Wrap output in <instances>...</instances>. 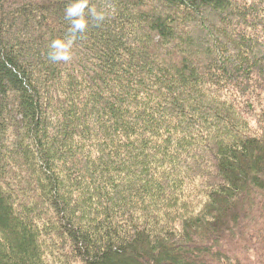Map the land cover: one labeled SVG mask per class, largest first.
I'll return each instance as SVG.
<instances>
[{
    "label": "trees",
    "instance_id": "16d2710c",
    "mask_svg": "<svg viewBox=\"0 0 264 264\" xmlns=\"http://www.w3.org/2000/svg\"><path fill=\"white\" fill-rule=\"evenodd\" d=\"M72 2L0 0V264H264V0Z\"/></svg>",
    "mask_w": 264,
    "mask_h": 264
},
{
    "label": "clouds",
    "instance_id": "9594fccd",
    "mask_svg": "<svg viewBox=\"0 0 264 264\" xmlns=\"http://www.w3.org/2000/svg\"><path fill=\"white\" fill-rule=\"evenodd\" d=\"M64 19L68 22V31L64 38L54 39L49 45L48 59L54 64H68L73 60V47L83 40L89 25L100 27L108 14L90 4V0H73L65 8Z\"/></svg>",
    "mask_w": 264,
    "mask_h": 264
},
{
    "label": "rangeland",
    "instance_id": "374dc122",
    "mask_svg": "<svg viewBox=\"0 0 264 264\" xmlns=\"http://www.w3.org/2000/svg\"><path fill=\"white\" fill-rule=\"evenodd\" d=\"M251 257H253V255L251 256ZM255 258V256L253 257V259ZM259 257H257V259H258Z\"/></svg>",
    "mask_w": 264,
    "mask_h": 264
}]
</instances>
